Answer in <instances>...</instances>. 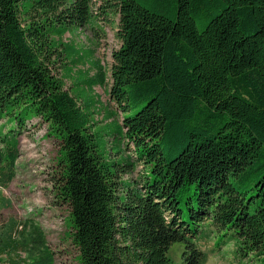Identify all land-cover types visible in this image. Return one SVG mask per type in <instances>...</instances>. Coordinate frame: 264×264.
<instances>
[{
    "label": "trees",
    "instance_id": "trees-1",
    "mask_svg": "<svg viewBox=\"0 0 264 264\" xmlns=\"http://www.w3.org/2000/svg\"><path fill=\"white\" fill-rule=\"evenodd\" d=\"M109 12L110 77L63 43ZM33 120L59 144L50 184L76 264H173L174 244L180 264L223 247L264 264V0H0V189ZM17 225L2 263L54 264L42 231Z\"/></svg>",
    "mask_w": 264,
    "mask_h": 264
},
{
    "label": "rangeland",
    "instance_id": "rangeland-1",
    "mask_svg": "<svg viewBox=\"0 0 264 264\" xmlns=\"http://www.w3.org/2000/svg\"><path fill=\"white\" fill-rule=\"evenodd\" d=\"M103 4V1L101 2ZM99 2L93 5L94 10ZM117 29V18L109 12L108 17L100 16L94 28L80 30L79 34L70 37L66 34L63 43L74 45L76 49L92 52L90 61H99L100 66L107 71L110 77L112 65V53L119 49L120 42L115 37ZM62 59L58 62V74H62ZM90 63L79 66L75 70L87 71ZM95 71L90 72V76ZM66 87H71V81L65 80ZM108 78L105 87H95L94 93L99 97L101 103L108 105L107 91L110 86ZM113 107V106H112ZM100 120V116H96ZM46 125L33 120L28 123L26 131L19 138V158L16 162V176L11 183L0 189V233L3 232L11 221H15L18 231L23 227L33 224L42 231L46 244L54 253V264H76L75 251L67 240L64 226V218L67 215L65 207L60 206L52 194L50 184L54 158L57 155L59 144L47 135ZM142 168L139 166L132 178L140 179ZM5 201H9L7 205ZM17 236V234L15 235ZM182 245L171 246L168 255L173 264L181 262ZM24 257V254H21ZM4 259H0V264ZM207 264H232L230 249L223 247L218 253L209 257Z\"/></svg>",
    "mask_w": 264,
    "mask_h": 264
}]
</instances>
